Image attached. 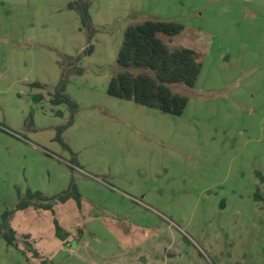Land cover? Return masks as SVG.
Returning <instances> with one entry per match:
<instances>
[{
	"label": "rangeland",
	"instance_id": "obj_1",
	"mask_svg": "<svg viewBox=\"0 0 264 264\" xmlns=\"http://www.w3.org/2000/svg\"><path fill=\"white\" fill-rule=\"evenodd\" d=\"M70 1L0 0V224L10 212L15 231L0 264H264V0H91L90 38ZM145 20L182 25L159 39L199 56L193 87L168 85L180 116L107 93L124 30ZM67 57L82 70L68 126L50 102ZM72 180L80 206L15 209Z\"/></svg>",
	"mask_w": 264,
	"mask_h": 264
},
{
	"label": "trees",
	"instance_id": "obj_2",
	"mask_svg": "<svg viewBox=\"0 0 264 264\" xmlns=\"http://www.w3.org/2000/svg\"><path fill=\"white\" fill-rule=\"evenodd\" d=\"M91 0H71L67 7L78 12L83 28L88 31L89 38L93 34L90 24L89 6ZM183 26L173 21L145 20L142 23L129 25L123 33L121 46L116 57L119 71L112 75L107 86L108 95L133 101L134 103L159 110L163 113L180 116L186 108L187 97L174 94L169 84L182 83L187 87H193L200 74L201 64L198 54L187 48L169 50L159 39L158 34L175 36L181 33ZM85 54H91L93 48L88 45ZM68 61L62 66L61 78L58 85L50 93V102L53 105L64 104L69 110V120L66 126L73 122L78 110L77 105L64 93L65 84L70 71L81 74L78 66L79 57H67ZM131 68H146L155 73L154 78L145 73L133 74ZM39 86L38 84H35ZM40 97H37L38 101ZM56 112V115H60ZM57 141L67 147L59 135ZM259 181L264 184V174L257 173ZM257 198L258 192L255 195ZM74 199L80 206L81 196L73 182L69 183L66 190L52 198L44 196L39 191L27 190L23 198H19L16 210H23L33 205L37 209L53 210V201L64 203L68 199ZM10 212H4L1 216L0 234L9 246L15 245V231L9 225ZM55 234L62 239V229L54 220ZM25 238H28L25 236ZM34 255L38 253L34 251Z\"/></svg>",
	"mask_w": 264,
	"mask_h": 264
},
{
	"label": "crops",
	"instance_id": "obj_3",
	"mask_svg": "<svg viewBox=\"0 0 264 264\" xmlns=\"http://www.w3.org/2000/svg\"><path fill=\"white\" fill-rule=\"evenodd\" d=\"M141 106V105H140ZM144 107V106H143ZM149 109H151V108H149Z\"/></svg>",
	"mask_w": 264,
	"mask_h": 264
}]
</instances>
